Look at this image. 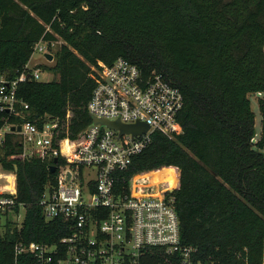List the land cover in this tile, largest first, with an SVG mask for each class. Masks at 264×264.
<instances>
[{"label":"trees","instance_id":"obj_1","mask_svg":"<svg viewBox=\"0 0 264 264\" xmlns=\"http://www.w3.org/2000/svg\"><path fill=\"white\" fill-rule=\"evenodd\" d=\"M39 40L60 43L47 69L57 79L20 83L16 96L28 119L63 120L69 112L71 137L91 124L86 105L97 62L124 58L178 88L182 133L152 134L121 176L153 173L175 185L180 240L196 248L197 260L263 264L264 97L256 100L257 135L249 96L264 93V0H0V75L14 80ZM17 154L7 141L3 167L17 165V201L26 212L19 230L0 224V264H13L17 241L52 244L68 233L37 206L55 177L49 164Z\"/></svg>","mask_w":264,"mask_h":264},{"label":"built area","instance_id":"obj_2","mask_svg":"<svg viewBox=\"0 0 264 264\" xmlns=\"http://www.w3.org/2000/svg\"><path fill=\"white\" fill-rule=\"evenodd\" d=\"M54 46L39 40L31 56L43 53V63H49L45 54L53 60ZM43 63L30 66L28 61L14 80L0 75V224L10 213L18 218L20 210L24 216L26 212V205L17 201V165L7 170L2 163L10 141L21 160L55 167L54 180L45 185L37 206L45 221H62L68 233L52 244L17 241L13 264L24 255L33 264H218L197 260L196 248L182 245L172 195L175 185L154 180L153 173L121 176L147 148L152 134L173 139L182 133L177 117L184 101L179 89L157 72L144 75L124 58L110 65L97 62L91 67L94 87L86 105L91 124L71 137L69 112L63 120L47 115L28 119V105L16 96L18 84L39 82ZM92 118L143 123L148 130L119 136L118 131L93 125ZM171 169L176 179V169Z\"/></svg>","mask_w":264,"mask_h":264},{"label":"rangeland","instance_id":"obj_3","mask_svg":"<svg viewBox=\"0 0 264 264\" xmlns=\"http://www.w3.org/2000/svg\"><path fill=\"white\" fill-rule=\"evenodd\" d=\"M59 44L60 43L57 42L55 44V46H54V49ZM42 57H43V53H39V52L36 53L35 52L31 56V58L29 60V63H30L29 65L30 66H33L34 64H36L38 62L39 63H43V58ZM53 62L54 61L52 60L51 62H49V63H43V65L40 66L41 67L40 68V74H39V81L40 82H50V81H52L54 79H57V76L53 72L47 70L48 68H50V67L53 66ZM44 68H46V69H44ZM262 96L264 97V93L262 94ZM257 98H258V96H256V95H250L249 96V99H250V102H251V110L254 113V131L258 135L259 132H260V114H259V111H258V106H257V101H256ZM77 144L78 143H76V145ZM23 216H24V211L23 210H20V214H19V217L18 218L15 217V214L10 213V214H8L6 216V221H9L12 224H15L17 226L18 224L21 223V221L23 219ZM1 222L4 223L5 220L3 219ZM1 231H3V228L2 227H1Z\"/></svg>","mask_w":264,"mask_h":264},{"label":"water","instance_id":"obj_4","mask_svg":"<svg viewBox=\"0 0 264 264\" xmlns=\"http://www.w3.org/2000/svg\"><path fill=\"white\" fill-rule=\"evenodd\" d=\"M45 58L50 62L52 61V55L50 54H45ZM92 123L93 125L105 126L111 130L118 131L119 136L123 134L138 136L140 134L146 133L148 130V126L143 123H136L134 125H123L119 121L109 122L106 120H100L96 118H92ZM17 130H19V128H17ZM53 162L56 163V159H54ZM14 171L17 172V166L14 167ZM49 172L50 174H53L55 172V167L51 166L49 168Z\"/></svg>","mask_w":264,"mask_h":264}]
</instances>
